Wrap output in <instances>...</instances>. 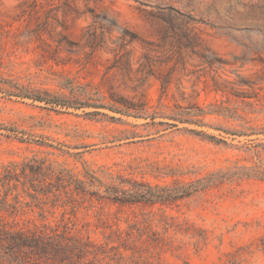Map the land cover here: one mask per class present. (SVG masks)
<instances>
[{
	"label": "rangeland",
	"instance_id": "rangeland-1",
	"mask_svg": "<svg viewBox=\"0 0 264 264\" xmlns=\"http://www.w3.org/2000/svg\"><path fill=\"white\" fill-rule=\"evenodd\" d=\"M254 3L0 0L2 195L7 167L21 174L38 160L56 175L37 187L65 169L103 194L137 182L172 196L120 205L62 190L55 203L28 197L34 179L20 175L9 192L18 212L0 215L98 240L149 225L167 240L152 252L161 264H264V32L245 8Z\"/></svg>",
	"mask_w": 264,
	"mask_h": 264
},
{
	"label": "trees",
	"instance_id": "trees-1",
	"mask_svg": "<svg viewBox=\"0 0 264 264\" xmlns=\"http://www.w3.org/2000/svg\"><path fill=\"white\" fill-rule=\"evenodd\" d=\"M249 10L248 16L253 22L252 31L264 32V0H257V3L246 5ZM259 53L258 49H254ZM54 103L63 107L71 108L74 103ZM191 115V113H187ZM18 165H10L5 170L2 177V188L4 195L0 191V210L10 212L14 215L18 212L20 205L19 195L14 197V203L9 200V192L19 187H10L13 182H20L22 175L25 179L32 180L33 187H23L28 197L42 200V197L52 198L53 202L64 201L59 193L65 190V194L71 191L83 197H91L110 204L125 205L127 203H135L145 201L147 203H156V201H168L171 195H158L152 186L135 182L132 190L119 189L117 187H106L105 193H100V188L91 190L93 187H86L84 181L77 179L74 175L65 174V169L56 177V183H48L47 187H37L35 178L45 177L51 180L56 174L51 166H46L44 162L33 160L23 164L18 173ZM76 178V179H75ZM93 180H97L92 176ZM75 184L74 191L68 187ZM91 185H94L93 181ZM8 186V187H4ZM150 187V191L143 188ZM153 191V192H152ZM187 193L182 191L179 194ZM70 195L67 199L77 202ZM74 206V211L77 210ZM99 222L110 228L108 223V214L104 212L99 214ZM90 227V223L87 222ZM149 225L133 224L129 231H123L120 227L112 230L107 236L104 235L103 240L93 239L90 235L82 237L75 233L67 225L53 227L50 224L36 225L33 227H19L15 223H9L0 215V264H161L155 262L153 251L164 249L166 238L158 235L148 227ZM88 232H90L88 230ZM147 238L149 240H147Z\"/></svg>",
	"mask_w": 264,
	"mask_h": 264
}]
</instances>
